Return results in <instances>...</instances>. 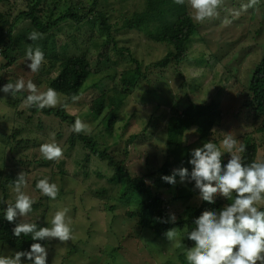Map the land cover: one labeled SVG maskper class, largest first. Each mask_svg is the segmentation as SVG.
Here are the masks:
<instances>
[{
  "label": "trees",
  "instance_id": "1",
  "mask_svg": "<svg viewBox=\"0 0 264 264\" xmlns=\"http://www.w3.org/2000/svg\"><path fill=\"white\" fill-rule=\"evenodd\" d=\"M131 1L134 7L143 6V10L134 11L130 15L124 12L125 19L122 29L136 30L146 36L149 41L165 44L174 49L172 54H167L162 60L152 63L153 69L167 68L171 62H174L175 66H179L184 59L189 57V48L194 40L193 35L198 36L200 32V24L191 19L189 7L176 5L173 0ZM229 1L231 3L239 1L241 2L240 6L248 2V0H225V7ZM105 4L109 5L111 13L123 11L124 9L121 7L124 6L130 7V0H0V56L2 58L0 88L8 82L15 83L17 79H20L13 70V66L18 63L16 54L21 53V62L24 64L19 68H25L27 63H30L26 60V50L29 45H32L42 49L46 63L39 73H34L35 76L30 80L33 83L36 81L35 84L38 88L45 85L44 91L53 88L68 97L72 94H80L82 97L75 103L69 100L67 108H46L43 110L29 108L30 116L23 111H14V114L23 120L20 121V124L15 119L12 120V125L17 124V126H14L8 135L4 137V134L0 138L2 147L0 163L3 160V172L7 175L4 181L0 180V194H4L5 200L14 189L13 182L18 173L23 171L27 180V187L23 191L37 201L33 205L32 213L29 214L35 219L28 216L17 218L16 222L19 223L20 219H24L27 222L37 223L39 228L47 227L45 219L50 212L55 213L62 208H72V205L66 201H63L64 204L61 207H59V203L66 197L69 185H76L82 188L85 194L100 203L102 213L125 207L127 209L126 217L135 219L138 237L149 231L157 236H166L167 230L176 228L184 236L186 247L191 248L194 246V242L187 239L186 235L195 228L194 221L203 211H218L231 201L222 197H217L214 204L197 200L199 190L195 188L194 181L181 183L177 175V183L171 185L161 177L172 175L173 171L179 168H187L191 172L192 165L189 163L191 152L197 147H202L205 142L212 141L218 147L220 146L221 140L216 137V134L217 128L223 122L224 113L220 102L222 91L218 86L225 80L226 75L213 82L216 90L214 94L218 92L217 96L214 95L215 97L203 99V101H194L187 97V94H185L187 98L184 100L183 97L170 92L167 80H159L160 90L165 96L158 93H154V95L159 99L166 97L165 102L170 107L169 117L165 124L166 156L162 165L153 172H150L149 169L143 175H133L127 164L129 151L126 147L121 148L119 145L122 137L117 132L119 129L117 125L122 119L123 108L127 100L137 89L140 78L145 76V73H142L140 63L131 50L125 46H118V39L113 36L108 12L99 11V8ZM15 9L18 10L15 11ZM252 9L251 15L255 13L254 8ZM248 11H251V8ZM22 22H26V26L17 32V25ZM85 24H89L91 31L95 30L97 33V35L90 34L87 39L90 47L95 45L99 50L95 62L93 58H90L89 48L82 52L81 50L72 52L71 49L70 43L73 41L76 46L79 37L85 33L82 28ZM32 31L43 33L44 38L36 42L28 40L27 36ZM64 32L70 34L66 42L58 37ZM213 57L216 58V56ZM194 61L195 63L192 62L194 67L208 65L203 54L195 58ZM10 67L12 69L9 70ZM3 69L7 70L4 74ZM107 71L120 73L119 85L115 86L113 96L103 91L98 82L100 81L98 75L101 77ZM229 72L231 71L227 70V73ZM107 77L115 79L114 74ZM229 78L225 80L224 86L229 84ZM235 78L232 85L240 83ZM200 84L201 79L184 82L185 88L191 93L195 92ZM243 89L245 91L240 92L244 93L241 108L244 110V114H247L246 124L255 127L256 132L264 137V53L253 69L248 85ZM86 92L91 94V99L84 103ZM0 93L3 92L0 91ZM3 94L6 100H0V104L7 105L14 110L20 104L19 101L23 99L24 102L28 95L26 91L17 93L15 97ZM167 95L172 98L168 99ZM77 105L79 108L74 110ZM85 109H88L86 123L93 126L91 135L76 134L71 131L75 120L77 118L82 120L80 113ZM36 113L49 117L55 123L65 124L69 132L63 144L60 141L57 142L64 150V157L59 162L47 161L39 152L42 143L52 141L50 134L55 133L56 127L55 124L46 126L40 121L34 122L32 115ZM156 119L153 116L148 126L145 127L143 140L136 141L140 136L134 135L128 143H147L148 137H151L155 132ZM34 123L36 127H31ZM191 128H194L197 140L189 144L186 142L185 136ZM62 137L63 132L56 130L55 138L61 140ZM246 137L251 139L243 141L247 151L242 155L244 162L250 164L257 161L258 145L252 141V136L244 135V138ZM5 141L12 143L11 146H8L7 155ZM30 152H32L31 159ZM72 153L73 155H71ZM8 160H13L14 163L9 165ZM227 161L223 155L222 164H226ZM69 162L74 164L72 171L68 169ZM32 164H35L33 166L38 165L39 168L32 169ZM1 173L0 171V178ZM45 177L49 178L50 182L58 184L60 188L56 200H50L43 196L36 188V183ZM9 186L13 188L8 191ZM172 188H176L175 196L166 202L162 191H169ZM177 200L182 201L186 205V209L184 215L179 216V219L172 223L170 222L172 212L169 210V204ZM260 210L264 211V208L262 207ZM4 213L5 211L0 212V250L9 248L12 253L29 250L34 241L30 236H23V234L19 238L15 237L12 232L15 224L9 223L5 219ZM76 236L77 232L74 229L75 238L73 241L76 240ZM73 241H69L67 245ZM41 243L46 247L52 243V240ZM52 244L48 246L51 251H53ZM60 245L66 246L62 243ZM84 247L85 244L81 246L73 244L67 254L83 259L86 256V251H81V249ZM113 254L106 252L107 256L103 259L100 258V262L114 264ZM183 262L187 261L183 259ZM25 264L28 262L25 261Z\"/></svg>",
  "mask_w": 264,
  "mask_h": 264
},
{
  "label": "rangeland",
  "instance_id": "2",
  "mask_svg": "<svg viewBox=\"0 0 264 264\" xmlns=\"http://www.w3.org/2000/svg\"><path fill=\"white\" fill-rule=\"evenodd\" d=\"M240 3L239 1H235L234 3L229 1L225 7L226 12L225 9H222L219 18L200 24L198 38L193 40L192 46L189 48V57L184 59L179 66H175L174 62H171L167 68L163 69H153L151 64L162 60L167 54H172L174 52L172 47L165 44L153 43L136 30L122 29L125 19L123 13L126 12L130 15L134 11H142L143 6L134 7L133 2L130 0V7H121L124 9L123 11L110 13L108 4L102 5L99 8V11L108 12L109 22L113 28V36L118 39V46L129 48L140 63L142 73H145V76L140 78L139 86L127 100L123 108L122 119L117 125V128H119L117 132L122 137L119 145L121 148L126 147L129 151L127 164L133 175H143L149 169L150 172H153L162 165L163 159L166 156V147L164 146L165 124L169 117L170 107L165 102L166 97L159 99V97L154 95V93H158L165 96L160 90L161 84H159V80L162 79L168 81L172 94L179 95L184 100L189 97L194 101H203V99L212 98L214 95L217 96L218 92L214 94L216 91L213 85L214 81L223 78L225 75V80L230 77L229 84H226V86H224L225 80L219 86L217 85L222 91L220 102L224 119L222 124L217 128L216 137L222 141L224 133L231 132L235 138L243 143V141L246 142L251 139L248 137L244 138V135L247 136L248 134L252 136V141L258 145L257 161H264V137L256 132L255 127L246 124L247 114H244V110L241 108L244 93H240L241 91H245L243 88L248 85L251 73L264 53V0H260V3L254 8L255 13L253 15H251L253 13V9L251 8V11L242 14L238 19L233 20L231 25L225 27L222 24L223 19L225 17L231 19L230 14L232 10L239 9ZM16 7L18 8V5ZM19 8L22 7L19 6ZM17 10L15 9V11ZM25 23L22 22L17 25V32L23 26H26ZM82 28L85 33L79 37L76 46L73 41L70 43L72 52H78L79 50L82 52L89 48L90 58H93L95 62L99 50L96 49L95 45L90 47L87 39L90 34L97 35V33L95 30L91 31L89 24H85ZM69 35V33L64 32L58 35V37L63 42H66ZM17 54L18 63L13 66V70H15L18 78H23L25 81L30 80L35 75L27 66L19 68L20 65L24 64L21 62V53L18 52ZM201 54L205 56L208 65L194 67L192 62L195 63L194 59ZM213 56H216V58ZM1 59L0 56V63L2 62ZM119 69L122 70V68ZM227 70L231 72L227 73ZM6 71L3 69V74ZM113 74L115 75L114 80L107 77ZM98 77L100 78L98 82L103 91L113 96L115 86L119 85L120 73L107 71L105 75L101 77L98 75ZM234 78L240 82L238 85H232ZM199 79H201V84L195 92L191 93L185 88L184 82ZM44 87L45 85H42L39 89L44 91ZM185 94H187V97ZM3 95V93H0V100L5 101L6 98ZM167 98L171 99L172 97L167 95ZM90 99L91 94L86 92L83 102L87 103ZM19 102L20 104L17 105L15 110L7 107V105L0 104V138L4 134V137L8 135L11 129L17 126V124L12 125V120L15 119L18 124L23 120V118L19 119L14 114V111H23L28 116L31 115L29 108L24 106L23 99ZM78 108L79 106L77 105L74 107V110ZM87 110L85 109L80 113L84 122L87 120ZM153 116L157 118V125L154 134L148 137V142L145 144L128 143L134 135L140 136L136 141L143 140V131ZM32 118H34V122L40 121L41 123H45L46 126L55 124L56 129L54 132L56 133V130L63 132L61 140L55 138L56 142L60 141L63 144L69 135L65 124L55 123V121L49 117H44L41 113L33 114ZM33 126L36 127L35 123L31 127ZM185 138L189 144L197 140L194 135V128L186 132ZM11 144V142L5 141L6 155L8 146H11ZM1 149L2 147L0 146V152H2ZM221 150L223 151V149ZM31 154L32 152H30V159ZM223 155L227 160L230 158V154L228 153H224ZM7 159L9 158L7 157ZM8 161L9 165L14 163L13 160ZM2 163L3 160L0 163V171L2 172L0 180L4 181L7 175L3 172L4 166ZM33 165L35 164H32V169L39 168L38 165ZM73 166L72 162L68 163L69 171H72ZM11 188L13 187L9 186L7 190L9 191ZM175 192L176 188L162 191L165 201L169 202L175 196ZM14 193L13 189L5 200L4 194H0V212L6 210L7 204L15 203L16 194ZM66 194V197L60 200L59 207L64 204L63 201L72 205V208H68L70 209L68 215L72 217L73 228L77 232L76 240L64 246L60 245L61 243L58 240L53 239L52 243L56 244L51 243L53 251L48 247L51 244L46 246L48 249L47 264H104L102 261L100 262V258H105L107 256L106 252L115 254V256L113 254L115 258L114 264H187V262H183V259L186 260L184 249L176 246L175 242H170L166 236H157L149 231L142 234L143 236L138 237L135 219H128L126 217L125 213L127 209L125 207H119L115 211H105L102 213L100 203L85 194V191L76 185H69L68 193L66 192ZM34 197L38 199L36 196ZM262 207L264 208V206ZM185 209L186 205L180 200L174 203L170 202L169 204V210L176 216V220L179 219V216L184 215ZM54 214L52 211L46 217L47 227H50V220ZM29 218L33 219L34 217L29 216ZM178 233L179 241L186 247L184 236L179 231ZM73 244L79 246L85 244V247L81 249V251H86V256L83 259L71 257V255L67 254V251ZM11 254L12 251L9 248L0 250V255Z\"/></svg>",
  "mask_w": 264,
  "mask_h": 264
},
{
  "label": "clouds",
  "instance_id": "3",
  "mask_svg": "<svg viewBox=\"0 0 264 264\" xmlns=\"http://www.w3.org/2000/svg\"><path fill=\"white\" fill-rule=\"evenodd\" d=\"M176 5H187L191 19L198 24L217 19L220 11L225 8V0H173ZM260 0H248L237 10H232L231 19L225 17L222 24L227 27L238 19L242 13L255 8ZM44 38V34L32 31L27 39L33 42ZM193 39L198 37L194 34ZM27 68L32 73H39L46 63L45 55L39 46L29 45L26 50ZM5 94L15 97L17 93L27 92L24 106L39 110L58 107L67 108L68 101L75 103L82 97L80 94L65 96L53 88L41 91L32 80L17 79L15 83L8 82L0 88ZM76 134L91 135L92 126L77 118L71 126ZM52 141L42 143L39 152L47 161L59 162L64 157V150L55 141V133H51ZM223 149V151L221 150ZM247 151L244 143L235 138L231 132L224 133V139L218 147L212 141L205 142L191 152L189 163L191 172L187 168H179L172 175L162 176L165 182L175 185L176 176L180 182L194 181L199 190V199L214 204L217 197H222L231 203L220 210H205L194 221L195 228L187 233V239L194 242V246L186 248L179 241L176 228L166 231V238L175 242L176 246L185 251L187 264H264V161H253L246 164L243 153ZM230 154L226 164H222L223 154ZM14 183L15 203L7 204L4 213L9 223L15 224L12 229L17 238L30 236L32 243L29 250L16 251L11 255H0V264H47L48 249L41 242L58 240L67 245L74 240L72 217L68 215L70 209L64 208L55 212L50 220V227H39L37 223L27 222L17 218H26L33 211L37 202L23 189L27 180L23 171L19 172ZM36 188L43 196L56 200L60 188L58 184L45 177L36 183ZM176 216L170 217L175 223ZM167 222V221H166Z\"/></svg>",
  "mask_w": 264,
  "mask_h": 264
}]
</instances>
